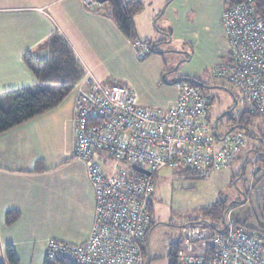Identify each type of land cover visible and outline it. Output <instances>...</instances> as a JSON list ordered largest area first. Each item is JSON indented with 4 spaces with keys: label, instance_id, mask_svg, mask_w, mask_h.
I'll return each instance as SVG.
<instances>
[{
    "label": "built area",
    "instance_id": "2783aa9c",
    "mask_svg": "<svg viewBox=\"0 0 264 264\" xmlns=\"http://www.w3.org/2000/svg\"><path fill=\"white\" fill-rule=\"evenodd\" d=\"M87 8L106 12L109 0H82ZM223 23L229 42L216 79L229 84L236 114L264 118V17L255 0H224ZM140 57L149 51L136 42ZM74 106L76 156L88 164L95 192V218L83 242L50 239L46 256L78 264H144L142 246L152 219L149 201L153 174L162 168L187 166L207 176L230 168L246 147L238 130L214 134L210 108L214 97L200 85L181 81L170 108L144 106L135 92L117 81L86 78ZM103 156L128 165L108 170ZM253 170L264 181V153ZM143 168L150 174L139 171ZM221 228L210 224L181 227L183 248L178 264H264V231L236 223L231 215Z\"/></svg>",
    "mask_w": 264,
    "mask_h": 264
},
{
    "label": "crops",
    "instance_id": "0c3cea01",
    "mask_svg": "<svg viewBox=\"0 0 264 264\" xmlns=\"http://www.w3.org/2000/svg\"><path fill=\"white\" fill-rule=\"evenodd\" d=\"M140 1L144 7L134 16L139 41H164L157 45L159 52L147 54L148 51L143 57L135 42L110 16L87 8L82 0H0V94L40 84L25 56L46 59V46L54 34L66 38L83 69L81 79L59 105L0 133L2 260L6 261V246L12 245L20 264H44L50 239L77 243L85 241L91 233L95 192L88 164L76 156L74 133L75 100L79 87L87 88L88 74L100 81L128 82L132 85L128 88L144 106L161 107L155 105L171 100L165 105L173 104L163 107L167 109L176 105L180 94L178 85L170 81L180 76L200 78L183 74L167 78L166 86H158L162 74L169 69L162 61L166 52L162 51L164 44L176 41L178 46L173 52L189 59L191 55L184 50L187 45H200L198 51H201L202 46L213 41L220 47L219 55L226 58L228 51L223 50L229 47V42L222 19L224 0H213L211 10L208 6L204 10L196 9L197 15L203 12L209 20L202 31L184 30L180 25L176 26V34L171 28V14L167 15L176 0ZM43 66L36 64L37 69ZM132 67L138 68L128 72ZM133 75L140 76L142 82L135 84ZM164 89L168 96L165 100L161 94ZM257 126L264 127V118L255 127L259 136L261 130ZM255 148L259 147L249 141L247 149L238 154L237 162L245 157L252 164L250 154L253 152L259 157ZM10 210L19 211L20 218L8 225L6 213ZM147 241L149 249L150 233Z\"/></svg>",
    "mask_w": 264,
    "mask_h": 264
},
{
    "label": "rangeland",
    "instance_id": "374dc122",
    "mask_svg": "<svg viewBox=\"0 0 264 264\" xmlns=\"http://www.w3.org/2000/svg\"><path fill=\"white\" fill-rule=\"evenodd\" d=\"M212 2L213 0H199L196 3H193L192 0H176L171 6V11L167 13V15L171 14V28L175 30L176 26L180 27L181 25L184 30L198 28L202 31L204 23H209V20L205 18L206 15H203V12H201V15H197L196 9L201 8L204 10V6H208L211 10ZM176 30L174 31L175 34L177 33ZM177 46L176 41L162 46V51L166 50L162 55V61L164 60L169 69L162 74L158 86H166L168 85L166 80L183 74L198 76L208 85V91L215 98L210 112L213 122L217 116L231 109L235 103L229 84L216 79L213 74V69L222 64L225 57L219 55L220 47L213 41L207 46H202L201 51H198L200 45H197V47L187 45L184 50L191 55L189 59H184V57H180L179 54L173 52ZM229 48L226 47L223 51H229ZM136 68L138 67H132V69H128V72ZM130 73L132 74V72ZM133 76H136L133 79L135 84L142 82L140 81L141 73L140 76ZM113 81L122 82L129 88L132 86L123 80L115 79ZM76 92L75 90L72 91L74 94ZM161 94L164 100L168 98L167 90H162ZM167 102H171V100L155 106L165 107L173 104L172 102L165 105ZM235 113L236 110L234 109L231 115L233 116ZM262 119L258 118L257 122L262 121ZM232 127L233 124L227 118L222 119L218 124L219 133L221 134H225ZM257 128L264 135V127L261 129L257 126ZM236 130L245 133L248 137L245 149H247L249 141L257 144L258 147L264 148V136L261 139L257 135L250 137L245 130ZM259 136L261 137L260 134ZM256 155L253 152L250 154L249 158L252 160V164L246 166V174L244 175L240 172L242 159L239 162L236 160L230 168L214 169L207 176L201 175L199 172L196 175L187 176L185 166L173 169L165 167L155 174L153 194L155 214L153 221L156 223L150 232L148 257L151 259L150 264H168L169 244L176 241V238L181 234L182 225L203 218L204 208L216 202H225L226 206L231 203L234 205L233 211L229 209L228 213L231 211L230 214L235 222L246 221L253 228H258L261 224L264 225V188L257 191L254 180L251 181L250 178L251 169L257 164L254 160ZM102 162H105L108 170L116 167H128V165L106 156H103ZM251 183L256 186L255 194L251 192L250 196L246 197V191L250 189ZM146 247L148 248V244H146Z\"/></svg>",
    "mask_w": 264,
    "mask_h": 264
},
{
    "label": "trees",
    "instance_id": "16d2710c",
    "mask_svg": "<svg viewBox=\"0 0 264 264\" xmlns=\"http://www.w3.org/2000/svg\"><path fill=\"white\" fill-rule=\"evenodd\" d=\"M255 2L258 14L264 17V0H255ZM143 7L144 5L140 0H109L105 13L116 22L122 32L129 39L136 43L139 42V38L135 29L134 16L136 13L142 10ZM163 42V40L156 42L146 41L145 43H147L149 46V52L147 54L159 52L157 45L162 44ZM46 48L48 49V57L44 60L35 58L31 54L25 56L26 63L38 75L40 84L35 87L11 90L0 94V133L59 105L62 100L71 92L75 84L81 79L83 75L82 65L65 37L60 34H54L49 39ZM38 63L44 64L45 66H43V68L37 69L36 64ZM181 81L200 85L206 92H209L208 85L196 77L180 76L177 79L170 81V84H177ZM232 110L227 116V120L233 124L231 129L234 128L245 130V132L250 137L256 136L255 127L258 123V117L246 112H240L238 116L233 115V117L231 115ZM262 136L264 135L261 134V137H258L262 138ZM254 150L258 152V156L260 157L263 154L261 152L264 151V148L259 147L255 148ZM237 159L238 158H236V160ZM241 159L243 163L240 167V172L242 175H244L246 174V166L250 163V161L245 159V157H242ZM185 168V173L187 176H193L197 174V170L187 166H185ZM156 173L153 174L154 179ZM260 175H262L261 171H254L251 169L250 178L251 181L254 180L255 184L251 183L250 189L246 191V197H249L251 192L255 194L254 190L256 189V186L258 189L259 187L264 186V183H258L261 179ZM233 206L234 205L232 203L226 206L225 202H216L213 205L204 208L203 218L190 221L189 223L182 225V227L189 224H210L212 227L221 228V225H223L227 220L228 215H231V211L228 213V210L230 209L233 211ZM149 211L152 219V225L150 227L151 230L153 225L156 223L153 221L155 214L153 196L149 201ZM19 218L20 212L17 210H10L6 213V223L8 225L13 224ZM236 223H241L247 227H251L248 225V223H246V221ZM257 229H262L264 231V225L261 224V226ZM147 242L148 241H146V243L142 246L144 264H150L149 262L151 260L148 258L149 249L146 247ZM182 248L183 241L181 231V234H179V236L176 238V241L169 244L167 253V258L169 259L168 264H178V257ZM0 264H20V259L12 245L6 246V261L0 258ZM44 264L78 263L65 258H59L55 260L46 258Z\"/></svg>",
    "mask_w": 264,
    "mask_h": 264
},
{
    "label": "water",
    "instance_id": "95a60500",
    "mask_svg": "<svg viewBox=\"0 0 264 264\" xmlns=\"http://www.w3.org/2000/svg\"><path fill=\"white\" fill-rule=\"evenodd\" d=\"M231 110H227L224 113H222L216 120H215V129H214V134L215 136H218V120L219 118H221L222 116H224L226 113H229ZM139 171L150 174L149 171L143 169V168H139Z\"/></svg>",
    "mask_w": 264,
    "mask_h": 264
},
{
    "label": "flooded vegetation",
    "instance_id": "af4514ba",
    "mask_svg": "<svg viewBox=\"0 0 264 264\" xmlns=\"http://www.w3.org/2000/svg\"><path fill=\"white\" fill-rule=\"evenodd\" d=\"M228 114H229V113H226L224 116H222L221 118H219L218 122H220L222 119H226L227 116H228ZM219 116H220V115H219ZM219 116H217V117L215 118V120H216ZM215 120H214V121H215Z\"/></svg>",
    "mask_w": 264,
    "mask_h": 264
}]
</instances>
